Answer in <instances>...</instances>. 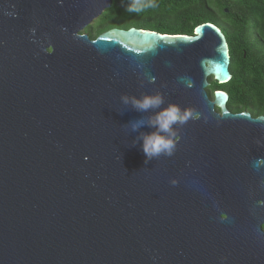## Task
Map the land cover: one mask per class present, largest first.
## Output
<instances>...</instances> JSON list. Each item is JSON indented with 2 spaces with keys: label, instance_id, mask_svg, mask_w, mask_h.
I'll use <instances>...</instances> for the list:
<instances>
[{
  "label": "water",
  "instance_id": "1",
  "mask_svg": "<svg viewBox=\"0 0 264 264\" xmlns=\"http://www.w3.org/2000/svg\"><path fill=\"white\" fill-rule=\"evenodd\" d=\"M113 4L0 0V264H264V115L208 92L225 33H82ZM157 92L193 115L146 164L121 96Z\"/></svg>",
  "mask_w": 264,
  "mask_h": 264
},
{
  "label": "trees",
  "instance_id": "2",
  "mask_svg": "<svg viewBox=\"0 0 264 264\" xmlns=\"http://www.w3.org/2000/svg\"><path fill=\"white\" fill-rule=\"evenodd\" d=\"M118 1L104 13L105 24L93 36L113 26L193 35L198 25L214 23L227 37L233 76L225 84L211 77L210 97L224 90L231 111L264 115V0H156L157 7L140 14L117 7Z\"/></svg>",
  "mask_w": 264,
  "mask_h": 264
},
{
  "label": "clouds",
  "instance_id": "3",
  "mask_svg": "<svg viewBox=\"0 0 264 264\" xmlns=\"http://www.w3.org/2000/svg\"><path fill=\"white\" fill-rule=\"evenodd\" d=\"M155 7L156 0H129L126 11L140 14ZM121 101L139 112H152L147 121L141 118L130 122L132 132H139L143 127L152 129L150 132H140L134 142L140 144L145 163L161 156L171 157L176 149V129L192 118V111L174 102L166 104L163 94L159 92L141 96L124 94Z\"/></svg>",
  "mask_w": 264,
  "mask_h": 264
},
{
  "label": "flooded vegetation",
  "instance_id": "4",
  "mask_svg": "<svg viewBox=\"0 0 264 264\" xmlns=\"http://www.w3.org/2000/svg\"><path fill=\"white\" fill-rule=\"evenodd\" d=\"M109 9V8H108ZM108 9H106L104 12H103V14L101 15V16H99L98 18H96V19H94L88 26H86L85 28H84V30L82 31V33H87V34H89V36L91 37V39H96L100 34H98L97 36H93L92 35V32L96 29V28H98L99 26H102V25H104L105 24V19H104V13H106L107 12V10ZM115 27H118V28H123V27H119V26H113V27H111V28H115ZM111 28H109V29H111ZM109 29H107V30H109ZM123 29H128V28H123ZM106 31V30H105ZM104 32V31H103ZM261 227H262V229L264 230V221L262 222V225H261Z\"/></svg>",
  "mask_w": 264,
  "mask_h": 264
}]
</instances>
